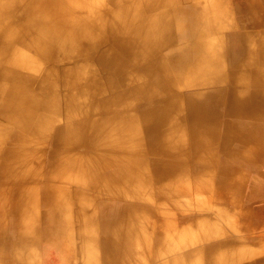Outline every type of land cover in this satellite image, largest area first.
I'll return each instance as SVG.
<instances>
[{
  "label": "bare ground",
  "instance_id": "6f19581e",
  "mask_svg": "<svg viewBox=\"0 0 264 264\" xmlns=\"http://www.w3.org/2000/svg\"><path fill=\"white\" fill-rule=\"evenodd\" d=\"M262 28L264 0H0V264L140 245L156 264H264L159 211L264 168Z\"/></svg>",
  "mask_w": 264,
  "mask_h": 264
},
{
  "label": "rangeland",
  "instance_id": "374dc122",
  "mask_svg": "<svg viewBox=\"0 0 264 264\" xmlns=\"http://www.w3.org/2000/svg\"><path fill=\"white\" fill-rule=\"evenodd\" d=\"M242 19V16L238 18L234 17L229 20V23L236 24L237 22L241 25L242 21H244ZM225 24L228 25V22L225 21ZM227 30L229 29L223 32L224 36L229 35L227 33H231L226 32ZM262 31H264V28H262ZM232 147L235 148V145ZM50 148V144H45L42 147L40 157L41 159L43 158L42 161H44L45 167L46 162L44 158ZM252 152V148H249V153ZM231 178H234L242 186L239 194L235 197H230L227 200H223L221 197L214 199L212 195L213 191L207 193L192 192L189 196L181 197L180 206L160 208L159 211L169 221L176 224V227L186 232H190L189 230H185L188 226L184 225L185 228H183L182 224L187 223L192 227L202 226L191 232L192 235H198L200 231L208 233V235L203 236V241L196 242L197 245L206 246L208 244L220 243L221 250L223 248L228 249L229 245H234L235 250H241L243 253L249 254L254 260L259 258L264 259V168L255 170L248 164H242L236 167V173ZM199 196H202V198H199ZM119 204L120 201L114 200L105 205L111 210ZM211 206H214V209ZM214 215H220V219H212ZM184 250L182 248L177 249L176 254ZM135 254L137 255L130 258L123 256L121 264H156V261L148 259L147 254L142 252L141 245ZM55 258L56 254L49 248H45L43 259L46 263L50 264L51 261L54 263L56 261ZM163 261L164 259L158 264Z\"/></svg>",
  "mask_w": 264,
  "mask_h": 264
},
{
  "label": "crops",
  "instance_id": "0c3cea01",
  "mask_svg": "<svg viewBox=\"0 0 264 264\" xmlns=\"http://www.w3.org/2000/svg\"><path fill=\"white\" fill-rule=\"evenodd\" d=\"M199 198H202V196H199ZM212 207V209H214V206H211ZM211 212V211H210ZM184 225H187L188 226V228H185L184 227ZM183 228H185V230H189L190 232H192L193 230H195V229H198V228H200V227H202V226H200V227H192V226H190V225H188L187 223H185V224H182L181 225ZM205 226V225H204ZM184 239H181V240H179L178 241V245H180L181 244V241H183Z\"/></svg>",
  "mask_w": 264,
  "mask_h": 264
}]
</instances>
